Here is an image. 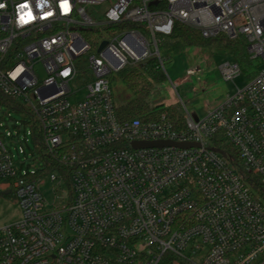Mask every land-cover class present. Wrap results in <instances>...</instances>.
Returning <instances> with one entry per match:
<instances>
[{"label":"built area","instance_id":"1","mask_svg":"<svg viewBox=\"0 0 264 264\" xmlns=\"http://www.w3.org/2000/svg\"><path fill=\"white\" fill-rule=\"evenodd\" d=\"M0 2V111L19 117L9 128L0 116V193L20 209L0 227V264H264V0H69L68 13L29 0L36 19L23 26L22 0ZM175 23L243 37L255 74L203 116L180 99L181 126L169 104L154 120H120L110 77L149 59L165 74L159 44ZM217 71L226 82L242 73L232 59Z\"/></svg>","mask_w":264,"mask_h":264},{"label":"rangeland","instance_id":"2","mask_svg":"<svg viewBox=\"0 0 264 264\" xmlns=\"http://www.w3.org/2000/svg\"><path fill=\"white\" fill-rule=\"evenodd\" d=\"M89 36L92 37V32H89ZM89 41L92 45V39ZM231 59L234 60L230 54L210 51L207 47H188L182 53L164 59L166 81L155 86L149 100L150 104H169V106L175 107L182 113L181 99L191 114L203 116L206 111V104L212 105L227 94L233 93L236 86L243 87L246 81L255 74L257 69L255 65L260 63L259 59L252 60L251 67L247 69L241 68L242 73L239 77H236L233 82H226L219 76L217 69L219 64ZM192 67H198L201 71L192 76H187L186 70ZM115 75L118 74H113L112 76ZM88 81L89 77H80L77 80L78 99L83 98L85 95L84 85ZM172 83L176 85L175 88ZM111 89L115 105L123 104L130 99L129 92L119 80L111 82ZM3 111L6 112L4 109H2V113L0 111L1 119L11 128L15 119L19 120V117L11 114L14 119L10 120ZM26 128L28 129V127ZM20 138H22V133ZM13 141L17 144L8 142V145L14 150V145H19V142L17 138H14ZM53 188L56 189V192L53 191ZM61 188L65 190L63 186ZM41 191L49 204L61 202L59 198L61 192L55 183L46 180L41 187ZM56 195H58V199ZM19 218L20 209L14 197L11 194L0 193V227L16 222Z\"/></svg>","mask_w":264,"mask_h":264},{"label":"trees","instance_id":"3","mask_svg":"<svg viewBox=\"0 0 264 264\" xmlns=\"http://www.w3.org/2000/svg\"><path fill=\"white\" fill-rule=\"evenodd\" d=\"M83 34L88 39L89 31L83 32ZM188 47H207L210 51L230 54L242 69L252 66V60L249 59L247 53V42L243 37L231 40L220 35L215 38L205 39L199 31L180 23H175L169 36L162 37L159 51L162 58L168 59L171 56L182 53ZM117 80L121 82L130 94L128 101L116 105V113L120 120L135 117L143 121L154 120L164 110L165 107L162 103L152 105L149 102L155 86L166 81V76L159 68L157 59H149L138 66L127 68L118 73V75L110 77L112 83ZM1 100L4 104L10 106V100L5 98H1ZM167 109L172 120L179 126L183 125L182 113L175 107L168 106ZM29 124L33 135L38 136L39 131L36 123L32 120ZM51 169H54V167H47L48 171ZM168 259L161 264H170Z\"/></svg>","mask_w":264,"mask_h":264},{"label":"clouds","instance_id":"4","mask_svg":"<svg viewBox=\"0 0 264 264\" xmlns=\"http://www.w3.org/2000/svg\"><path fill=\"white\" fill-rule=\"evenodd\" d=\"M47 3H48V0H37L36 6L37 8H41L43 5ZM5 7H6V4L4 2H0V9H3ZM60 8L63 13H68L70 11L69 0H60ZM16 13H17L16 22L18 26H23L36 19V17L33 14V10L30 7L29 0H22L21 3L17 4ZM52 14L53 13L51 11L44 12L41 16V19L46 16H51Z\"/></svg>","mask_w":264,"mask_h":264},{"label":"water","instance_id":"5","mask_svg":"<svg viewBox=\"0 0 264 264\" xmlns=\"http://www.w3.org/2000/svg\"><path fill=\"white\" fill-rule=\"evenodd\" d=\"M106 42H102L99 49L100 50ZM133 148H148V147H168V146H174V147H189L192 146V143H177V142H171V141H135L132 142ZM217 152L222 153V150L216 149Z\"/></svg>","mask_w":264,"mask_h":264}]
</instances>
